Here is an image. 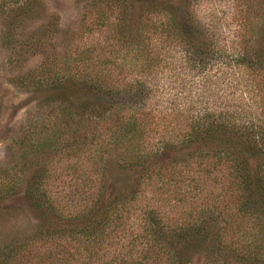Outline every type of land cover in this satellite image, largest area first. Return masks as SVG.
Listing matches in <instances>:
<instances>
[{
    "label": "trees",
    "instance_id": "16d2710c",
    "mask_svg": "<svg viewBox=\"0 0 264 264\" xmlns=\"http://www.w3.org/2000/svg\"><path fill=\"white\" fill-rule=\"evenodd\" d=\"M88 5L96 42L41 68L49 92L88 99L57 96L59 123L28 144L46 160L26 197L54 223L0 244V264H264V0H232L222 28L191 2ZM57 154L96 169L73 210L51 185ZM0 172L1 203L16 178Z\"/></svg>",
    "mask_w": 264,
    "mask_h": 264
},
{
    "label": "rangeland",
    "instance_id": "374dc122",
    "mask_svg": "<svg viewBox=\"0 0 264 264\" xmlns=\"http://www.w3.org/2000/svg\"><path fill=\"white\" fill-rule=\"evenodd\" d=\"M94 1L96 0H0V170H9L12 179L16 178L14 191L8 196L4 195L5 198L0 203L1 246L11 243L13 238L24 239L34 235L38 228L48 222L51 225L54 223L49 218L47 222L26 197L25 191L32 184L33 176L46 160V154L37 153L28 144L30 139L33 140L32 136L41 137L44 126L53 129L59 123V116H56L59 111L56 108L61 99H57V96L63 97L66 100L64 104L72 111L81 101L87 100L88 96L84 93L77 96L71 93L73 97H68L67 100L69 93L65 91L49 92L47 86L41 84L44 80L41 78V68L66 53L75 55L78 44H90L92 37L86 31V27L92 22L88 4ZM160 1L174 7L191 2L200 22L217 23L222 19L221 28L231 14L232 0ZM45 25L53 27V39L41 45V29ZM96 38L92 39L93 43ZM158 41L160 38L153 35L154 48L159 46ZM167 76L168 74L159 83L161 89ZM52 97H55V101L51 106L48 99ZM72 138L73 132L68 130L64 138L68 145ZM70 151L71 147L67 148V154ZM66 155L60 158L61 155L57 154L54 157L50 162L49 173L53 175L51 185L55 197L62 203L67 202L68 210H73L72 207L78 202L77 198L80 199L77 192L83 188L81 173H95L96 169L91 162L76 164ZM102 155L107 160L106 155ZM75 167L79 169V177L73 170ZM3 173L0 172V175ZM4 178L9 181L6 174ZM52 250H55L52 244L44 247L45 252ZM44 254L42 250V255ZM193 264L212 262L208 255L200 253L193 255Z\"/></svg>",
    "mask_w": 264,
    "mask_h": 264
}]
</instances>
